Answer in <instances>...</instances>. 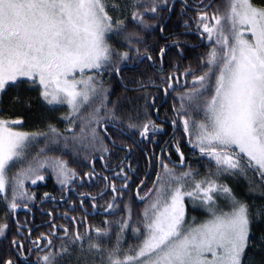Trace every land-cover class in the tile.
Here are the masks:
<instances>
[{
    "label": "snow or ice",
    "instance_id": "6c2138e0",
    "mask_svg": "<svg viewBox=\"0 0 264 264\" xmlns=\"http://www.w3.org/2000/svg\"><path fill=\"white\" fill-rule=\"evenodd\" d=\"M214 4L0 0V113L4 106L19 110L15 119L0 118V264H246L249 252H264V204L238 199L227 182L248 179L253 192L249 173L264 182V0H226L223 10ZM189 35L210 47L195 67L181 71L173 58L196 47L181 38ZM106 76L122 85L115 99ZM34 99L46 112L67 108L59 117L63 132L52 123L44 131L17 129ZM168 126L173 135L161 145ZM181 129L207 166L199 179L198 169L185 168L188 157L175 135ZM40 139L44 146L31 155ZM63 156L83 157L88 171L78 172ZM46 173L68 205L60 218L69 223L56 224L48 212L49 230L33 237L27 215L37 196L26 182H44ZM96 181L103 183L98 193L80 191ZM133 185L144 204L135 221L124 199ZM259 188L264 195V183ZM105 196L110 199L102 206ZM40 199L57 203L49 192ZM88 201L92 215L102 208L99 225L89 223ZM187 201L206 219L189 224ZM77 211L80 216L69 219Z\"/></svg>",
    "mask_w": 264,
    "mask_h": 264
},
{
    "label": "flooded vegetation",
    "instance_id": "af4514ba",
    "mask_svg": "<svg viewBox=\"0 0 264 264\" xmlns=\"http://www.w3.org/2000/svg\"><path fill=\"white\" fill-rule=\"evenodd\" d=\"M225 2H226V0H215L214 7L215 6H220L221 10H223V5L225 4ZM194 27L195 26L193 25V28ZM179 32H183V31H179ZM184 37H190V39L185 38V40H187L189 42V45H196L195 48L189 46L187 48V50L185 51L184 57L182 59L185 62L184 67H187L189 65L195 67L197 65V63H198V59H199L200 55L202 53H205L207 51L208 47H210V45L207 43L206 40H204L202 42L197 35H189V36H184ZM193 56L196 58V62L191 63V59L190 58H192ZM125 71H129V70L125 69ZM124 75H126V73H124ZM190 79L191 78L189 77V80ZM105 81H106V86H108L110 88L113 87V82L110 81L107 76L105 77ZM181 82H183V81H181ZM120 86L122 87L121 84H120ZM117 95H120V94H115L114 93L112 98L115 99ZM172 95L174 96L175 93H173ZM168 100H170L171 102L166 104V106H164V108H161L162 116H163V114H164L166 109H170L171 108V105L173 103V100H172L171 96L168 98ZM64 109H67V108L63 107V108L58 109L57 111L48 112V114H50L49 120L46 121L42 126L38 127V131L46 130L47 124L48 123H52L58 129H60L63 132V130L65 129L66 125H65V123L62 120H59V117L62 116L66 112ZM42 110L45 111L44 108H42ZM22 126L27 132H30V131L35 132L36 131V130H34V128L28 127V125L26 124L25 121H24V123L22 125H20L18 127H22ZM172 135H173V129L171 128V126H168L167 133L165 135H162L159 138L160 139V144L164 145L165 141H170ZM175 135H176L177 139H179L181 141L182 150L185 153L186 157H188V159H187V161L185 163V168L187 167L188 164H191V166L193 164H196V165H198L200 167L201 170H203L206 173L207 166L205 165V163L203 161H198L197 160L196 157L199 155L198 153H196V156L193 155V151L190 148V146L188 145L187 137H185L183 135L182 129L177 131L175 133ZM156 148L158 150V152H157V154H158L160 152V147L157 146ZM149 149H152L151 145L149 146ZM50 157H52V156H50ZM172 159H173L174 162H178V159H179L177 154L175 153L174 149L172 150ZM142 164L143 163H142V161L140 159V165H142ZM84 165L85 164H82L81 167L76 168V170L78 172L88 171V167H86ZM146 170H147V167H146ZM96 171L98 173L102 172V166H101L100 161L98 159H97V163H96ZM47 174H48V176H47L46 181L42 182L39 186H36V185L33 186L35 188L34 189V193L37 196V200L35 202V205L32 206V212L28 213V215H27V218L30 221V226L35 229V231L33 233V237H35V235L39 234L40 232H47L49 230L48 222H49V220L51 218L47 215L48 212H53L54 213V216L56 217V219H55V223L56 224H58V225H68V223H69L68 220L60 218V217H62L63 213L67 210L68 205L63 203V202H60V196H61L60 188L55 183V181L51 177L50 173H47ZM150 174H152V177H150L151 181H152L153 179H155V175H156L155 170L154 169L151 170ZM249 177H250V175H249ZM147 180H148V178H147ZM240 180L243 181V178L240 179ZM240 180H231V179H229L227 182H230V184H232L233 182H237V181H240ZM258 180H259V178H258ZM77 183H79V180L77 181ZM136 183H139V180H137ZM146 183H147L148 187H151V182L146 181ZM75 186L76 185H73V187H75ZM102 187H103L102 181H96V182L93 183L92 187H84V188H81L80 191H86V192H91L93 194H96V193H98L100 191V189ZM44 192H49L53 196H55L57 203H54L51 199H49L47 201H41L40 198L43 196ZM248 196L249 195H246L243 198V200L246 201L249 204H252V203H250L248 201V199H249ZM108 199H110V196H105L104 198L99 200V204L104 206ZM124 199H125V202H131L132 214H136V216L138 217L140 212L137 213V209H136V207H134V204L138 205V206H143L144 204L143 203L138 204V202H137L138 200L136 199V196H135V185H133V188H132L131 192L125 194ZM76 203L79 204V200L78 199L76 200ZM87 205H88V211H89V214H90L89 223H91L93 225H99L101 223V221L105 218V215L103 214L102 208L97 211V214L92 215L91 214L92 213L91 201H88ZM122 207L123 206L121 205V208ZM21 209H23V208H21ZM122 214H123L122 212H117L116 213L117 216H120ZM74 215L79 217L80 216V212L79 211H77V212H69V219L72 216H74ZM3 218H4V210H3V206L0 205V220H2ZM18 218H19L20 221H24L26 219L25 212H20ZM109 218L111 219L113 217H109ZM13 230H14V225H13ZM81 231H83V229H81ZM58 242L59 241H57V243ZM5 243H7V242H5Z\"/></svg>",
    "mask_w": 264,
    "mask_h": 264
},
{
    "label": "trees",
    "instance_id": "16d2710c",
    "mask_svg": "<svg viewBox=\"0 0 264 264\" xmlns=\"http://www.w3.org/2000/svg\"><path fill=\"white\" fill-rule=\"evenodd\" d=\"M174 21H175V17H173V22ZM170 26H171V23H170ZM176 31H178V32L179 31H184V29L183 28H179V29H176ZM181 38L182 39H185V38L190 39V37H184V36L181 37ZM150 41H151V39H150ZM161 43H163V41H161ZM190 59H191V63L196 62V58L194 56L192 58H190ZM173 60L175 62H178L181 65L180 70L183 71L184 68H185L184 67L185 62L182 59L175 58V57L173 58ZM124 73H126V75H124L126 78H131V76H132V72L131 71H124ZM111 89L115 90L114 91L115 94H122V91H123V88L120 86V84L118 82H113V87ZM32 95H33L34 98L36 97V95L34 93H32ZM170 102H171L170 100H167L166 104H168ZM166 104H165V106H166ZM24 111H26L28 113L24 117V121L26 122L28 127H31V128L42 126L50 118V114H48L45 111H43L41 109V107L39 106V104H37V100H35V99L33 101V107L27 108ZM18 114H19V110H14V109H12V108H10L8 106H4L3 112L0 113V118L15 119ZM161 114H162V111H161ZM22 128L23 127H19L18 129L20 130ZM24 131L27 132L26 130H24ZM30 132H32V131H30ZM43 146H44L43 139H40V141L38 143H34L33 147L30 149L31 155H35L36 152L39 150V148H41ZM152 150L153 149H149V151H152ZM154 151L156 153L158 152L156 147H155ZM46 155L49 156V157L50 156L54 157V156H61L62 153L60 151H48L46 153ZM63 158L65 160H68L70 167H73V168H79V167H81L82 164H86L87 163L86 161L83 160V157L73 158V157H70V156H63ZM140 159H141L143 164L141 165V171H140L139 175L141 177H143L144 176V172L146 171L147 165H146L143 157H141ZM74 160H75V162H73ZM133 163L134 164L136 163L135 159H133ZM192 168L199 170V176L197 177V179L203 177L206 174L196 164H193ZM16 170H17V168L13 167L10 170L9 175L14 173ZM46 176H48L47 173H46ZM150 177H152V174H150L148 176V180H147L148 182H151V178ZM249 178L252 180V183L257 186L256 187V191H254V192L249 190V180L248 181L247 180L244 181V179H243V181L240 180V181L235 182L234 185L230 184V182H228V183L233 187L237 198L243 200V198L246 195H249L248 196V198H249L248 201L250 203L256 204L257 206H260V205L264 204V195H261L262 190L259 188V184L260 183H264V182L259 181L258 177H255V176H250ZM41 183L42 182L38 183L36 186H39ZM26 186H27V190L29 191V193H34V189L35 188L33 187L34 185H32L30 181L26 182ZM188 202L191 203V201H187V208H188L187 217H188V219H190L192 221L193 218H195L197 223L202 222L204 219H206V214L204 213L203 210H199V209L198 210H193L192 203L188 204ZM134 207H136L137 213H139V212L142 211L144 205L143 206H138V205L134 204ZM136 219H137L136 214H133V220L135 221ZM2 221H3V219L0 220V222H2ZM260 227L264 228V225H261ZM254 234L258 236L259 235V231H255ZM113 239H114V237H113ZM131 243H133V241L131 239H129L128 240V244H131ZM125 246H127V245H125ZM252 260H254L256 262V264H261V262L264 261V252H257L255 249L253 250V252H249L248 253V257L246 259V264H249V261H252Z\"/></svg>",
    "mask_w": 264,
    "mask_h": 264
},
{
    "label": "rangeland",
    "instance_id": "374dc122",
    "mask_svg": "<svg viewBox=\"0 0 264 264\" xmlns=\"http://www.w3.org/2000/svg\"><path fill=\"white\" fill-rule=\"evenodd\" d=\"M34 94H35L36 96H38V93H34ZM37 104H39L38 101H37ZM42 108H43V107H41V109H42ZM64 110L67 111V109H64ZM45 112H46V111H45ZM46 113H48V112H46ZM4 119H7V118H4ZM9 120H10V119H9ZM22 127H23V126H22ZM18 128H19V127L17 126V129H18ZM18 130H19V129H18ZM24 130H25L24 128L20 129V131H24ZM34 130L38 131V127H35ZM36 131H35V132H36ZM249 175L251 176L252 174L250 173ZM252 176H253V175H252ZM245 180H248V179H244V181H245ZM234 183H235V182H233L232 185H234ZM238 199H239V198H238ZM188 204H191V203L188 202ZM251 205H253L254 207H258L256 204H253V203H252ZM222 206H223V205H222ZM188 222H189V224L192 223V221H191L190 219H188Z\"/></svg>",
    "mask_w": 264,
    "mask_h": 264
},
{
    "label": "water",
    "instance_id": "95a60500",
    "mask_svg": "<svg viewBox=\"0 0 264 264\" xmlns=\"http://www.w3.org/2000/svg\"><path fill=\"white\" fill-rule=\"evenodd\" d=\"M138 202V204H141V202L140 201H137ZM20 212H25L23 209H21L20 211H19V213Z\"/></svg>",
    "mask_w": 264,
    "mask_h": 264
}]
</instances>
